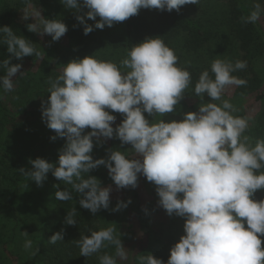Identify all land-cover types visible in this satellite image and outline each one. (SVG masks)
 <instances>
[{
	"label": "clouds",
	"instance_id": "clouds-1",
	"mask_svg": "<svg viewBox=\"0 0 264 264\" xmlns=\"http://www.w3.org/2000/svg\"><path fill=\"white\" fill-rule=\"evenodd\" d=\"M29 7L32 0H24ZM74 10L76 20L83 26L84 35L94 29L111 28L139 13L140 9H158L179 12L187 4L198 5L200 0H60ZM87 9V11H83ZM83 12L82 15L79 13ZM264 15V8L255 3L244 24H255ZM89 25L87 20L96 21ZM27 25L29 32L51 36L59 41L68 31L61 20H49L37 10ZM42 26V30H41ZM75 27V25H74ZM0 44L6 45L9 57L0 61V89L3 93L15 88L14 78L24 75L21 63L12 59L42 53L36 44L22 35H16L8 26L0 27ZM247 68L246 60L233 62L216 58L210 70L205 69L194 85V94L203 100L196 112H187L181 121L165 122L155 119L173 113L192 85L188 67L179 65L175 49L161 37L146 38L132 46L120 64L100 60L94 55L74 59L64 65L55 79L49 78L48 100L42 102V121L56 135L65 139L59 150L57 162L45 159L29 160L30 169L17 171L38 187L47 174L71 186L58 189L55 199L73 200L79 197V206L93 215L101 209L108 210L112 185L102 186L101 181L89 173L100 166L107 169L116 188L138 187L140 176L156 187L158 205L169 217L184 219V235L170 248L166 264H264V199L256 200L255 194L264 190V139L246 134L251 117L238 116V109L222 99L227 88L245 86L247 81L234 73ZM0 99L3 96L0 95ZM119 113L123 119L116 123ZM154 117L150 122L146 116ZM115 125V127H114ZM86 129L91 131L85 132ZM119 140L121 145H131L134 157L126 151L106 149L104 158L94 159L93 149L103 147L107 140ZM131 203L118 201L111 211L126 209ZM77 209L67 212L64 224L75 226ZM64 230L54 233L48 243L64 240ZM24 248L32 250L33 241L27 232ZM121 232L115 223L89 235H82L76 242L81 256L88 257L101 249L114 246L115 255L103 254L100 264H117L127 260L128 253L121 241ZM39 247L31 251L35 256ZM139 264H165L161 258L147 253L138 257Z\"/></svg>",
	"mask_w": 264,
	"mask_h": 264
},
{
	"label": "trees",
	"instance_id": "trees-1",
	"mask_svg": "<svg viewBox=\"0 0 264 264\" xmlns=\"http://www.w3.org/2000/svg\"><path fill=\"white\" fill-rule=\"evenodd\" d=\"M255 3H260L264 8V0H200L198 5L182 6L179 12L140 9L137 15L104 34L90 36L84 35L83 31H75L77 41L72 40V45L64 48L41 39L38 33L27 30V25L31 22L21 18L22 13L29 8L24 0H0V27L10 26L16 35H22L36 44L37 50L42 53L41 58L34 55L22 60L12 59V64L23 65L21 71L25 74L15 77L18 83L16 90L3 93L0 89V95L3 96V99H0V264H100L101 255H115L114 246L109 245L91 256H81L76 241L82 235H89L92 231L106 228L107 225L98 215L99 212L93 215L79 206V197L75 192L72 193L73 200L55 199V192L58 190L55 185H59L60 190L71 191L70 185L52 176L50 179L53 186L48 183L44 188L38 187L17 171L22 167L31 168V165L28 167L26 164L29 158H42L54 164L57 162L59 150L65 142L58 138L52 141L50 137L54 136L55 132L49 129L46 123L32 119L42 115V102H46L49 95V78L55 79L59 76L57 69L63 68L74 59L94 55L100 60H114L113 62L119 65L132 46L146 38L161 37L170 48L175 49L179 65L188 67L192 75V85L184 93L175 111L170 113L175 118L168 119V122L175 119L181 121V114L198 111L201 103H220L210 101L209 97L205 98L207 96L201 100L194 94V85L199 75L205 69L210 70L214 59L227 58L233 62L246 60L247 68L237 71L234 75L246 80L247 84L236 87L232 99L225 96L222 99L229 100L238 109L235 115L247 116L243 109L246 96L261 91L254 97L261 105V111L251 120L246 134L252 137L253 143L256 139H264V31L259 22L244 24L240 19L250 13ZM33 5L44 6L48 14L53 10L61 11L64 6L60 0H32ZM67 10L62 12L67 13ZM192 11L197 12V15H192ZM6 47L0 44V61L10 55ZM5 74V70L0 69V76ZM112 114L117 116L118 123L123 119L119 113ZM149 117L151 122L154 117ZM88 130L90 131L86 129L85 132ZM42 131L47 138L43 141L40 139L37 143L34 140L32 142L31 137L42 135ZM21 138L26 139L24 146L30 153L22 149ZM113 141L120 143L116 139ZM35 144H38V147L31 150ZM119 146L121 151H126V145L122 146L120 143ZM114 147L115 145H110V148ZM106 149L105 144L103 147L94 146L93 158H104ZM104 169L105 167L100 166L89 175L97 177L104 184ZM146 182L144 189L148 192L149 188L150 192L153 183ZM44 183H47V180ZM140 184L138 180V187L132 189L138 199L143 197L145 192L140 190ZM152 194L157 196L154 190ZM254 198L264 199V190L258 191ZM73 208L77 209V224L69 226L64 224V218ZM135 208L144 223V229L141 232H132V225H128L126 232L121 233V241H124L122 244L129 245V264H139L138 257L147 253L163 259L166 264L170 248L184 235V219L175 215L169 217L164 210L167 223L156 222L154 215L158 212V205L155 201L146 204L139 202ZM61 229L65 233L64 240L55 244L48 243L50 237ZM117 230L120 232L121 227ZM21 232L29 234L28 238L33 241L32 250L24 248L25 237ZM261 239L264 240V237ZM36 247H39V252L32 256L31 251Z\"/></svg>",
	"mask_w": 264,
	"mask_h": 264
},
{
	"label": "rangeland",
	"instance_id": "rangeland-1",
	"mask_svg": "<svg viewBox=\"0 0 264 264\" xmlns=\"http://www.w3.org/2000/svg\"><path fill=\"white\" fill-rule=\"evenodd\" d=\"M66 9H68V8H66V6H62L61 11L60 10H53L52 12H49V14H48V12H47V10L45 9L44 6L33 5V6L29 7V8H27L22 13V17H23V15L34 16L35 15V12L37 10H40L41 11V15L44 18H46V19H49V20H54V19L61 20L67 26L68 31L66 32V34L59 41H52L51 36H48V35H44L43 37L41 35H39V34L38 35L43 40H46V41H49V42H52V43H56L57 45L65 48L68 45H72V40H74V39L76 40V36L77 35H75L76 34L75 31H83V26L80 25L79 22L75 18L76 17V13H74V10L68 9L67 11L69 13L68 12L67 13H63L62 11L66 10ZM83 11H87V9H84ZM71 12H72V14H70ZM79 14L82 15L83 12H81ZM191 14L195 16V15H197V12H193L192 11ZM22 20H24V19H22ZM98 20H99V17H97V20L96 21L87 20L86 19V22L89 25H94ZM24 21H28V22H31V23H34L35 22L34 19H32V18H29V19L24 20ZM258 22H259V25L261 26V28L264 31V16H261V18H260V20ZM74 25H75V27H74ZM120 25H121V22H116V23H114V25L111 28L105 26V28L103 30L94 29V31H92L88 35L93 36V35L104 34V33L108 32L110 29L117 28ZM41 30H42V26H41ZM62 69L63 68H58L57 69V72L59 74H61ZM18 74H17V76H18ZM14 83H15L14 90H16L17 89V86H18V83L16 82V79L15 78H14ZM236 87L237 86H231V87L227 88L226 91H225V93H224V95H223V97L225 96L227 98L232 99V97L235 94ZM260 92L258 91L256 93L251 94V95H247L246 98H245V101L243 102V106H244L243 109L247 112V117H251V120L255 119V117L261 111V105L259 103H257L255 101V99H254V97L257 94H259ZM205 96H207V95H205ZM205 98L208 99V96L205 97ZM178 113H180V112H178ZM145 116H146V118L148 120L150 119V117L147 115V113H145ZM181 116L184 117L183 114H181ZM41 117H42V115H37L32 120L33 121H39L41 123L42 122L45 123L44 121H42V118ZM171 118L173 119V118H175V116H173L170 113H168V114H165L162 117L157 116L155 119H157V120L163 119L165 122H168V119H171ZM116 123L119 124L118 123V120H116ZM114 127H115V125H114ZM90 131H91V129H90ZM46 138L47 137H46V135H45V133L43 131H42V135H38V136L36 135L34 138L31 137L32 142L34 140V142H36V143L39 142L38 140L41 139V141H43ZM58 139H60L61 142H65V139H63V138H58ZM113 140L114 139L107 140L106 143H104L105 146H107V149H109L110 148V145L113 144V145H115V147L113 149H116V150H120L121 151V146H119L120 143L118 141L115 142ZM21 141H22V143L20 142L21 143V146H23L22 149L25 150L26 152L30 153V151L27 150V149H25V146H24V144L27 143L26 142V139L24 140L23 138H21ZM36 147H38V144H35V146H33L31 150H35ZM125 150H126V155L129 156L130 158L135 156V153L131 150V145H126L125 146ZM29 160H30V158L28 159V161ZM26 164H27L28 167L30 166V164L28 162H26ZM104 173H105V176H104V178H102V181L105 182V183L102 184V186L107 187L108 185H112L113 191L110 193L111 203H110L109 209L108 210L101 209L99 211L98 215L101 217V219H103L104 224H106L107 226H109V223H115L117 229L119 228V230H120V227H121V230H120L121 233H125L126 232V230L128 229V225H132V227H133L131 229L132 232H135V231L136 232H141V230L144 229V223L142 222V220L138 217L137 213L135 212V209H136L135 208V205L137 203H139V202H142V203H145L146 204V203L152 202V201H155V203H157V205H158L159 198L156 199L158 196H155V195L152 194V191L153 190L156 191L155 190V187L156 186L154 184H152L151 185V188H150V192H149L148 185H146L147 188H148V192H146V190H145L146 188H145V184L144 183H147L146 182L147 180H146L145 177L140 176L139 179H138L139 182L141 183L140 186H139V188H140V190H144L145 192L143 194V197H140V199H138V198H136L134 196V192L132 191V188L131 187L125 188V189H119L118 190L116 188L115 184L110 179V177L108 175V171H107L106 168L104 169ZM101 175H102V172H101ZM51 177H52V174L51 173H48L47 174V179H46L47 180V183H44L41 187L44 188L46 186V184H48V183L51 184V180H52V179H50ZM31 184L33 185V184H35V182L33 181ZM129 199L131 200V203L128 205V207L126 209H122V210H120L118 212L111 211L112 208H115L116 207V204H117L118 201L127 202ZM51 201H52V199H51ZM154 217H155L156 222L160 221V222L167 223L166 213H165L164 209L161 208L159 205H158V212H157V214L154 215ZM111 221H113V222H111ZM123 246L127 250H129L128 249L129 248V245L127 246V245L124 244ZM128 255H129V253H128ZM117 263L118 264H129V256H128V259L127 260H119L118 259L117 260Z\"/></svg>",
	"mask_w": 264,
	"mask_h": 264
}]
</instances>
